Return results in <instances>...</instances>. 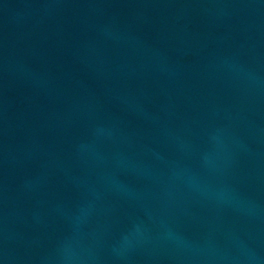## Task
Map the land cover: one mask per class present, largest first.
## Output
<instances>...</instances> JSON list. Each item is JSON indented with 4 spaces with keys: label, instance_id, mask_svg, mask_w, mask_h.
Returning a JSON list of instances; mask_svg holds the SVG:
<instances>
[{
    "label": "water",
    "instance_id": "95a60500",
    "mask_svg": "<svg viewBox=\"0 0 264 264\" xmlns=\"http://www.w3.org/2000/svg\"><path fill=\"white\" fill-rule=\"evenodd\" d=\"M0 264H264V0H0Z\"/></svg>",
    "mask_w": 264,
    "mask_h": 264
}]
</instances>
